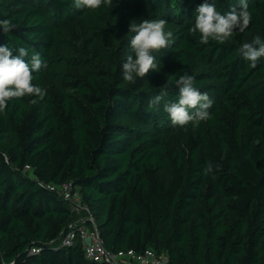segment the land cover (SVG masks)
<instances>
[{
  "label": "trees",
  "instance_id": "trees-1",
  "mask_svg": "<svg viewBox=\"0 0 264 264\" xmlns=\"http://www.w3.org/2000/svg\"><path fill=\"white\" fill-rule=\"evenodd\" d=\"M205 2L111 0L92 10L73 0H6L1 20L18 27L0 29V46L14 56L26 48L29 63L41 56L46 67L33 83L46 95L12 100L0 113V264H105L88 260L81 243H60L69 224L89 215L47 188L68 182L108 250L152 248L169 264H264V58L253 68L239 52L264 39V0H248L250 26L224 44L189 33ZM237 3L215 0L221 14ZM145 19L173 29L170 46L153 53L165 84L187 72L213 101L209 120L182 127L180 147L163 111L178 88H157L167 94L156 109L145 79H123L129 26ZM86 54L107 68L84 72ZM127 115L152 130L136 135L121 121Z\"/></svg>",
  "mask_w": 264,
  "mask_h": 264
},
{
  "label": "clouds",
  "instance_id": "clouds-1",
  "mask_svg": "<svg viewBox=\"0 0 264 264\" xmlns=\"http://www.w3.org/2000/svg\"><path fill=\"white\" fill-rule=\"evenodd\" d=\"M111 0H73V7L76 9L96 10L104 3ZM252 20L249 11L248 0H238V3L221 14L217 11L215 0L213 3L199 5L196 9L194 25L189 28V33H199L200 42L208 44L215 41L224 44L235 32L243 33ZM167 21L164 19H145L140 23L132 22L129 26V33H134L130 39V55L122 64V75L126 82H134L136 77L144 78L152 71L157 70L158 65L154 52L166 49L170 46V38L173 33L165 32ZM18 25L9 19L0 20V29L9 33ZM18 55H13V49L9 46H0V113H4L9 102L24 97H39L43 99L46 90L33 83V73H38L46 67L38 53L31 56L30 63L24 58L28 56V50L24 47L16 49ZM242 57L250 62L255 68L258 61L264 58V39L259 35L254 37L252 42L243 43L239 49ZM169 84L178 88V98L175 102L165 103L163 111L169 115L174 126L185 127L189 124L196 127L200 122L211 118L208 109L212 106L208 92H201L194 86L195 81L192 75L185 72L174 81H167L163 86L165 90ZM157 95L149 101V107L158 109L163 95ZM36 101L33 100L32 103ZM218 167V166H215ZM214 166L209 164L205 174L212 173Z\"/></svg>",
  "mask_w": 264,
  "mask_h": 264
},
{
  "label": "built area",
  "instance_id": "built-area-1",
  "mask_svg": "<svg viewBox=\"0 0 264 264\" xmlns=\"http://www.w3.org/2000/svg\"><path fill=\"white\" fill-rule=\"evenodd\" d=\"M25 170H30L29 166ZM47 188L70 202L72 211L80 214L86 211L89 215L86 218H80L68 225L64 235L61 238L62 246H72L81 243L85 257L94 262L105 264H169V256L166 253H157L152 248L145 249L142 252L129 250L111 251L105 247L100 231L96 225L94 217L88 208L83 204L79 188L72 182L61 185H47ZM86 221L91 223V227L86 225ZM33 253H39V250H33Z\"/></svg>",
  "mask_w": 264,
  "mask_h": 264
},
{
  "label": "rangeland",
  "instance_id": "rangeland-1",
  "mask_svg": "<svg viewBox=\"0 0 264 264\" xmlns=\"http://www.w3.org/2000/svg\"><path fill=\"white\" fill-rule=\"evenodd\" d=\"M5 4H6V0H0V20L5 15ZM168 31H171L173 33L172 27H165V32L167 33ZM60 38L68 41L70 40V38L63 33L60 34ZM57 54L58 57L60 58L68 56V52L63 48H59L57 50ZM82 60L84 62L83 64L84 72H96L100 69L105 70L107 68L105 63H100L98 60H96V58H94L89 54H86ZM139 79L141 78L136 77L135 81L129 82V84L135 83ZM143 79H145L143 90L153 92L155 93V95L158 93L156 89L165 85L164 73L159 69L150 71ZM152 97L155 98V96ZM163 102H165V100H163ZM121 121L123 124L129 126L131 128V131L136 135H143L152 130V127L141 125L131 115H127L123 117ZM166 124H167L166 126H168V131L173 134V142H172L173 146H179V147L182 146L184 144V139H185L183 128L179 126L170 125L169 122H166ZM165 174L166 171H163L161 173V176L163 177L165 176Z\"/></svg>",
  "mask_w": 264,
  "mask_h": 264
}]
</instances>
